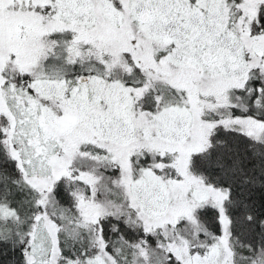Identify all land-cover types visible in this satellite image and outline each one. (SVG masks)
Segmentation results:
<instances>
[{"label": "snow or ice", "instance_id": "snow-or-ice-1", "mask_svg": "<svg viewBox=\"0 0 264 264\" xmlns=\"http://www.w3.org/2000/svg\"><path fill=\"white\" fill-rule=\"evenodd\" d=\"M0 264H264V0H0Z\"/></svg>", "mask_w": 264, "mask_h": 264}, {"label": "trees", "instance_id": "trees-1", "mask_svg": "<svg viewBox=\"0 0 264 264\" xmlns=\"http://www.w3.org/2000/svg\"><path fill=\"white\" fill-rule=\"evenodd\" d=\"M257 200H259V193L256 194Z\"/></svg>", "mask_w": 264, "mask_h": 264}]
</instances>
